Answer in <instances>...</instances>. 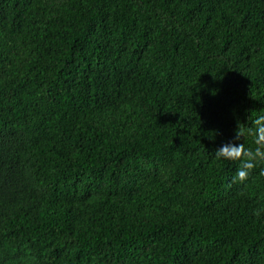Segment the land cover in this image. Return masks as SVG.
<instances>
[{"label": "trees", "instance_id": "1", "mask_svg": "<svg viewBox=\"0 0 264 264\" xmlns=\"http://www.w3.org/2000/svg\"><path fill=\"white\" fill-rule=\"evenodd\" d=\"M0 264H264V0H0Z\"/></svg>", "mask_w": 264, "mask_h": 264}]
</instances>
